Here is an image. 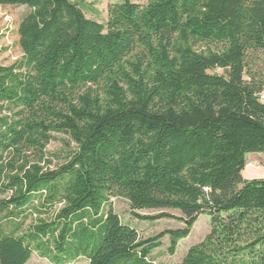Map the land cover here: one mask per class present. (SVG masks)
<instances>
[{
  "label": "trees",
  "instance_id": "trees-1",
  "mask_svg": "<svg viewBox=\"0 0 264 264\" xmlns=\"http://www.w3.org/2000/svg\"><path fill=\"white\" fill-rule=\"evenodd\" d=\"M6 6L30 12L21 59L0 65V264H155L201 215L181 264H264V178L242 176L264 155V0H121L105 23L72 0ZM112 199L183 227L144 239Z\"/></svg>",
  "mask_w": 264,
  "mask_h": 264
},
{
  "label": "rangeland",
  "instance_id": "rangeland-1",
  "mask_svg": "<svg viewBox=\"0 0 264 264\" xmlns=\"http://www.w3.org/2000/svg\"><path fill=\"white\" fill-rule=\"evenodd\" d=\"M77 3L83 10L86 18L94 20L98 23H105L107 20L108 7L112 4L120 3L121 0H72ZM134 2L145 5L147 0H133ZM30 12L27 7L23 6H6L0 7V65L10 66L19 61L22 57V52L19 47L18 25L21 20ZM260 61L255 66L259 73L264 75V56L259 54ZM212 73L219 75L223 74L222 70H215ZM56 140L52 141L46 148V153L52 164L50 169H56L63 165L66 157L65 141L67 137L63 135L55 136ZM71 148L75 145L71 143ZM257 159V161H256ZM249 165V166H248ZM247 171L250 175H247ZM242 176L249 179L264 178V155L252 153L246 155V165L242 171ZM5 196H0V200ZM112 209L120 217L122 223L135 228L140 236L144 239L153 237L165 230H176L183 227V224L177 220H158L138 221L133 218L128 203L123 199H112ZM176 217H180L177 211H169ZM140 215H153V211H140ZM5 231L9 228L0 221V227ZM210 229V217L201 215L197 222L192 227L189 236L186 239L178 241L176 252L170 256L167 254L169 246L168 237L161 240L162 246L155 250L152 254V259L155 264H181L188 249L200 243L208 234ZM26 264H50L44 259L39 258L36 253H33ZM73 264H87V261L81 259Z\"/></svg>",
  "mask_w": 264,
  "mask_h": 264
},
{
  "label": "crops",
  "instance_id": "crops-1",
  "mask_svg": "<svg viewBox=\"0 0 264 264\" xmlns=\"http://www.w3.org/2000/svg\"><path fill=\"white\" fill-rule=\"evenodd\" d=\"M256 161H257V159H256ZM248 175H250V172L247 171V175L246 176H248ZM243 178L247 179V180H250L249 178H246V177H243Z\"/></svg>",
  "mask_w": 264,
  "mask_h": 264
},
{
  "label": "built area",
  "instance_id": "built-area-1",
  "mask_svg": "<svg viewBox=\"0 0 264 264\" xmlns=\"http://www.w3.org/2000/svg\"><path fill=\"white\" fill-rule=\"evenodd\" d=\"M261 99H262V101L264 102V95H262ZM248 166H249V165H248Z\"/></svg>",
  "mask_w": 264,
  "mask_h": 264
}]
</instances>
